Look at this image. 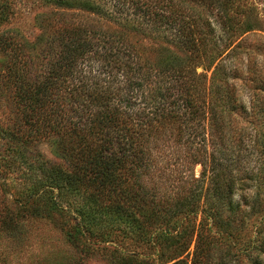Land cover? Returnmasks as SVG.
Segmentation results:
<instances>
[{
    "label": "trees",
    "instance_id": "16d2710c",
    "mask_svg": "<svg viewBox=\"0 0 264 264\" xmlns=\"http://www.w3.org/2000/svg\"><path fill=\"white\" fill-rule=\"evenodd\" d=\"M44 1L73 19H41L51 30L42 69L24 38L0 30V50L23 64L16 103L31 112L25 126L0 125V174L28 180L4 221L61 217L81 252L119 243L111 264H264V232L254 233L264 39L247 37L262 29L256 4ZM8 19L1 7L0 29ZM47 135L63 164L31 147Z\"/></svg>",
    "mask_w": 264,
    "mask_h": 264
},
{
    "label": "rangeland",
    "instance_id": "374dc122",
    "mask_svg": "<svg viewBox=\"0 0 264 264\" xmlns=\"http://www.w3.org/2000/svg\"><path fill=\"white\" fill-rule=\"evenodd\" d=\"M262 1L250 0L256 4L262 29L248 34L247 37L257 45L261 43L260 38L264 39V0ZM1 7L6 8L9 13V19L1 26V32L24 38L28 45V53L38 61L34 65V70L45 67L47 61L43 59L45 54L43 52L47 49L49 40L47 35L50 37L51 30L48 32L45 27H42L41 19L45 16H53L72 21L73 13H68L67 10L57 8L44 0H0ZM21 61L19 60L20 63H18L11 51L0 50V125L3 127L21 123L25 126V116L31 115L25 103H16L14 94L16 93L14 67L22 71ZM198 73L208 77L212 74L202 68ZM240 89L244 99L247 100L246 88L240 87ZM31 147L52 163L63 164L64 162L53 137L48 135L38 137ZM194 171L195 176L198 177L200 168ZM25 183L28 184V180L24 179L23 173L19 170H11L6 176L3 173L0 174V214H2L0 216V264H111L112 256H114L112 252L125 250L119 243H107L99 249L81 252L68 239L66 230L63 228L65 219L58 216L34 217L26 212L24 219L20 221L21 225L14 228L9 222L4 221L5 213L15 209V199L24 191ZM260 229L264 232V219L262 221L258 218L254 233L256 234Z\"/></svg>",
    "mask_w": 264,
    "mask_h": 264
}]
</instances>
